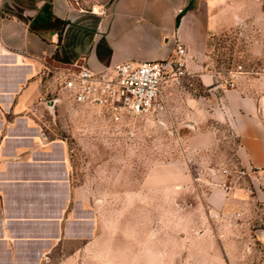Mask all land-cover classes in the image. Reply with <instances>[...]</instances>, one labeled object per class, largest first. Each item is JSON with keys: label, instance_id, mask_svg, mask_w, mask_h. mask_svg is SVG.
Returning a JSON list of instances; mask_svg holds the SVG:
<instances>
[{"label": "crops", "instance_id": "1", "mask_svg": "<svg viewBox=\"0 0 264 264\" xmlns=\"http://www.w3.org/2000/svg\"><path fill=\"white\" fill-rule=\"evenodd\" d=\"M190 1L0 0V264H94L89 256L104 228L99 205L105 198L96 200L89 178L76 182L66 143L49 137L60 101L51 106L41 100L47 90L43 70L75 64L102 70L122 61L164 59L176 41L187 47L188 67L207 87L185 99L188 140L208 146L218 134L212 124L226 126L237 139L238 164L253 171L245 179L251 191L247 185L227 191L210 186L204 203L217 218L198 229L186 249L204 257L198 264H247L256 256L248 236L264 243V228L230 233L222 221L253 203L264 217V87L254 92L241 77L232 88L210 87L211 73L194 61L203 58L210 29L240 26L242 17L257 28L264 13L256 0H233L209 16V7L225 0ZM262 45L258 54L264 58ZM162 170L174 174L159 181ZM146 178L150 189L190 180L180 160L154 164Z\"/></svg>", "mask_w": 264, "mask_h": 264}, {"label": "rangeland", "instance_id": "2", "mask_svg": "<svg viewBox=\"0 0 264 264\" xmlns=\"http://www.w3.org/2000/svg\"><path fill=\"white\" fill-rule=\"evenodd\" d=\"M232 1L211 5L209 16L216 15L220 8H228ZM256 1L264 13V0ZM190 3L191 6L195 0ZM247 24V18L242 17L240 26L222 25L209 30L204 56L194 62L211 73L210 87L232 88L228 85L231 75L228 71L241 65V72L233 78V87L237 77H241L244 82L249 81L248 88L262 92L264 58L258 52L262 51L264 42V23L257 28ZM45 73L46 69L42 76L49 98L55 85ZM163 89L162 111L144 117H126L116 125L98 108L73 103L62 95L51 114L49 137L66 143L76 182L89 178L94 182L96 200L105 198L104 204L99 205L105 213L104 232L100 228L95 251L89 256L94 264H103V260H109L110 264H198L204 257L186 247L198 229L206 224L210 226L217 218L204 203L210 186L221 187L225 181L229 185L227 190L249 187L247 177L222 173L223 169L242 167L235 154L237 139L226 126L212 124L218 134L208 146L197 147L188 140L192 126L185 118V99L207 89L196 73L188 67L185 78L179 83L167 81ZM178 160L185 164L190 177L188 184L148 188L146 177L151 166ZM167 174L174 171H160L159 181L165 180ZM259 208L253 203L246 210L235 212L233 217L222 221L223 230L240 234L247 229L256 230L259 223L264 228ZM238 212L241 217L236 216ZM152 239L157 245L154 248ZM249 240L256 256L247 264H257L264 259V243H257L255 237Z\"/></svg>", "mask_w": 264, "mask_h": 264}, {"label": "built area", "instance_id": "3", "mask_svg": "<svg viewBox=\"0 0 264 264\" xmlns=\"http://www.w3.org/2000/svg\"><path fill=\"white\" fill-rule=\"evenodd\" d=\"M53 35L57 37L58 33ZM187 52V47L176 41L172 52L164 59L138 63L122 61L102 70H91L82 64L47 67L45 74L53 80L55 89L51 97L41 100L49 101L54 106L62 95L73 103L98 108L114 125L120 124L126 117L156 114L165 108L164 83H179L188 75ZM239 72L241 65H237L234 71H228L231 74L230 87L234 86L233 78ZM261 73H264V68ZM222 173H234L237 178H246L253 171L241 167L231 171L223 169ZM221 187L227 190L229 185L223 181ZM248 189L251 191L250 187ZM236 216L241 217V212ZM258 225L256 229L261 228L262 224ZM249 238L253 240L254 234H249Z\"/></svg>", "mask_w": 264, "mask_h": 264}, {"label": "water", "instance_id": "4", "mask_svg": "<svg viewBox=\"0 0 264 264\" xmlns=\"http://www.w3.org/2000/svg\"><path fill=\"white\" fill-rule=\"evenodd\" d=\"M49 105H51V106H52V103H49Z\"/></svg>", "mask_w": 264, "mask_h": 264}]
</instances>
